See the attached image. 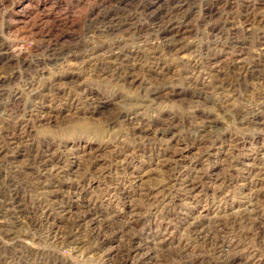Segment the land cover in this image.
<instances>
[{
  "label": "rangeland",
  "instance_id": "1",
  "mask_svg": "<svg viewBox=\"0 0 264 264\" xmlns=\"http://www.w3.org/2000/svg\"><path fill=\"white\" fill-rule=\"evenodd\" d=\"M0 264H264V0H0Z\"/></svg>",
  "mask_w": 264,
  "mask_h": 264
},
{
  "label": "bare ground",
  "instance_id": "2",
  "mask_svg": "<svg viewBox=\"0 0 264 264\" xmlns=\"http://www.w3.org/2000/svg\"><path fill=\"white\" fill-rule=\"evenodd\" d=\"M97 49V48H96ZM92 51V50H91ZM89 52V51H88ZM87 52V53H88ZM90 55V54H89ZM12 203V202H11ZM9 210V209H8ZM4 212V211H3ZM6 212H11V210H9V211H6ZM13 214V213H12ZM4 216V215H3ZM47 221V220H46ZM205 236V235H204ZM65 237V236H64ZM211 237V236H210ZM55 238V237H54Z\"/></svg>",
  "mask_w": 264,
  "mask_h": 264
}]
</instances>
